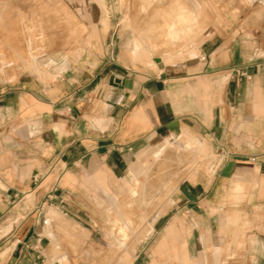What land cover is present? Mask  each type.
<instances>
[{
  "label": "crops",
  "instance_id": "crops-1",
  "mask_svg": "<svg viewBox=\"0 0 264 264\" xmlns=\"http://www.w3.org/2000/svg\"><path fill=\"white\" fill-rule=\"evenodd\" d=\"M229 9L183 66L138 65L111 24L64 69L0 72V264H77L64 238L82 242L67 228L80 224L82 191L123 178L141 155L142 173L159 142L184 135L214 162L166 201L193 214L194 231L220 228L223 211L234 227L248 221L264 264V0ZM180 227L167 223L159 252L190 264Z\"/></svg>",
  "mask_w": 264,
  "mask_h": 264
},
{
  "label": "rangeland",
  "instance_id": "rangeland-1",
  "mask_svg": "<svg viewBox=\"0 0 264 264\" xmlns=\"http://www.w3.org/2000/svg\"><path fill=\"white\" fill-rule=\"evenodd\" d=\"M231 3L232 0H0V26H5L3 28L6 33L5 35L3 28H0L3 32L2 34L0 31V45L9 39V44H16L23 50L24 30L28 32L31 45L36 49L35 66L29 67L23 60L12 58L15 64L10 68H0V72L12 75L27 72L42 76L50 67L58 71L75 64L92 46L94 37L97 32H101L103 25L115 24L118 27V35L121 36V43L129 49L133 40H140L141 35L146 34L149 25L160 27L163 24V16L178 4L186 9L197 7L203 11L200 17L203 31L196 38L197 44L187 45L176 60L162 62L167 66L190 64L194 62L201 42L219 31V27L226 20ZM102 19L106 24L101 23ZM1 47L2 45L0 49ZM164 51L163 46L155 48L150 52V56L158 57L163 55ZM24 56L25 52L22 57L26 58ZM137 64L146 65L139 60ZM201 148L203 153L197 152L200 158L190 178L194 175L208 176L211 173L214 158L205 154L202 145ZM169 152L166 150L162 157H167ZM144 159V156H138L132 172L119 180H107L104 189L87 188L82 191L81 203L77 206L80 210V224L74 223L77 226L67 227L72 234L68 236L74 243L80 241L75 233V228L80 227L81 232L78 234L82 242L73 244L64 238L65 247L69 246V254L77 264H176L177 255L174 262V254L171 259V253L168 254L169 257H159V252L157 253L167 223L173 217L179 220L181 227L178 237L184 241L187 256L194 264H256L251 253L256 238L248 221L237 223L234 227L233 222L226 219L230 214L223 211L221 216L225 220L220 228L200 232L194 231L192 213H184L186 210L179 214L174 212L175 206L171 202L175 201L177 189L181 184L192 182L189 179L182 181L190 171L182 177L178 184L182 182L176 185L177 188L169 196L171 202L162 200L154 203L155 205L152 201L146 204L132 202L129 187L133 178L145 182L149 173L148 166L153 162L151 157L148 158L149 162L146 166L143 165L141 173ZM153 168L151 163L150 170ZM127 219L131 224L126 229L122 246H119L114 239L116 224L124 223ZM48 223L51 227L50 221ZM147 227L152 228L150 233H146ZM246 240H249V245ZM216 246L220 249L218 257L213 255ZM180 259L183 260V257Z\"/></svg>",
  "mask_w": 264,
  "mask_h": 264
},
{
  "label": "bare ground",
  "instance_id": "bare-ground-1",
  "mask_svg": "<svg viewBox=\"0 0 264 264\" xmlns=\"http://www.w3.org/2000/svg\"><path fill=\"white\" fill-rule=\"evenodd\" d=\"M142 10L144 11L145 9L142 8ZM202 13L203 11L197 7L186 9L179 4L176 5V8L169 10L166 15L163 16V24L160 27L157 28L151 24L149 25L150 27L146 31V34L141 35L140 40H133L130 48L131 54L136 60L143 61L147 66L150 67H155L156 63L162 61L173 62L178 58V56H180L178 54L184 50L187 45L191 43L197 44L196 38L199 36V33L202 34L203 31L200 23V17H202ZM102 23L106 24V21L102 19ZM3 27L5 26H0L1 29ZM3 32L6 35L4 28ZM22 33H24L23 50L17 47L16 44H9V42H11L9 39L6 40V42L3 41L5 42L4 44L1 43V70L10 68L13 66V64H15L12 58H19L23 60L24 63L29 67L35 66L36 53L34 50L36 49L31 45V41L27 35L28 32L26 33L23 30ZM87 44L89 43H86V45ZM162 46L165 47L163 55L158 57L150 56L151 51ZM23 52H25L26 56L24 57L26 58L22 57ZM6 55H8V57ZM166 150H168V152H172H169L167 157H162ZM197 152L203 153L201 145H199L198 142L196 143L190 136L184 135V137L180 139L178 137H172V139L159 142L156 148L149 152V158H152L153 162L151 163L154 168L152 171L150 170V163L148 166L149 173L146 181L142 182L134 179L133 182H131L129 194L131 197H133L132 202L136 204H144L148 201H152V204H154L162 202V200L165 202L167 200V196L176 188V185L182 179V177L187 172L194 169L198 159L200 158ZM115 222L119 223L118 220H115ZM130 224L131 222L128 219L125 220L124 223L116 224L117 229H115L116 231L114 234V239L117 241L119 246H122V243L126 238V229L128 226H130ZM150 228L151 227H147L146 233H150ZM248 242L247 245H249ZM159 249L160 246L157 248V253L159 252ZM159 257H162L160 252ZM190 264L194 263L191 261Z\"/></svg>",
  "mask_w": 264,
  "mask_h": 264
},
{
  "label": "built area",
  "instance_id": "built-area-1",
  "mask_svg": "<svg viewBox=\"0 0 264 264\" xmlns=\"http://www.w3.org/2000/svg\"><path fill=\"white\" fill-rule=\"evenodd\" d=\"M42 224L46 226L48 224V221L44 220V221H42Z\"/></svg>",
  "mask_w": 264,
  "mask_h": 264
}]
</instances>
